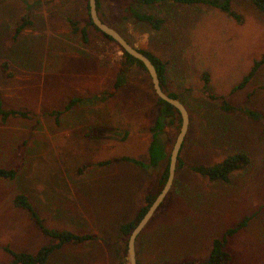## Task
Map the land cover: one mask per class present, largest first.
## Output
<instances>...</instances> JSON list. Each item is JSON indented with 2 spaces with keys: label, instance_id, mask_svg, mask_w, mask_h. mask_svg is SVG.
<instances>
[{
  "label": "rangeland",
  "instance_id": "obj_1",
  "mask_svg": "<svg viewBox=\"0 0 264 264\" xmlns=\"http://www.w3.org/2000/svg\"><path fill=\"white\" fill-rule=\"evenodd\" d=\"M131 2L100 0V15L139 50L167 64L166 89L190 114L172 193L137 241L140 264L201 262L214 238L250 215L249 226L228 245L231 264H264V121L242 111L224 113L221 100L211 99L225 97L232 106L264 117V67L245 89L233 92L264 56V15L248 0L234 4L241 23L204 5L134 3L140 12L163 20L154 31L127 16ZM87 3L0 0L4 106L33 116L0 121V168L18 172L16 180L0 182V246L36 253L49 243L26 212L13 208L15 195L24 193L50 227L95 237L56 252L48 264H130L121 226L134 220L146 197L156 192L166 163L149 168L120 159L149 164L150 128L160 106L149 74L129 65L115 42L91 27L88 43L74 33L73 23L80 28L88 23ZM25 17L32 26L16 38ZM122 73L124 85L114 90ZM77 98L83 102L69 112L50 115ZM178 125L177 118L167 117L162 138L170 155ZM239 152L251 162L229 183L210 182L189 168ZM11 262L0 249V264Z\"/></svg>",
  "mask_w": 264,
  "mask_h": 264
},
{
  "label": "trees",
  "instance_id": "obj_2",
  "mask_svg": "<svg viewBox=\"0 0 264 264\" xmlns=\"http://www.w3.org/2000/svg\"><path fill=\"white\" fill-rule=\"evenodd\" d=\"M248 1L257 12L264 15V0H248ZM87 2H88L87 11L89 16L88 23L83 28H80L77 23H73L74 33L80 34L84 43H88L89 42L88 29L91 27L94 28L98 33H100L104 38L115 42L113 39L103 34L93 24L90 17L89 0H87ZM235 2L236 0H132V2L126 8V13L128 14L127 16L133 18L136 22L145 24L154 31H159L161 29L163 25V20L157 18L153 14L140 12L138 9H136L134 3H138L144 6L175 4L178 6L188 7L193 5H204L211 8L219 9L222 12L226 13L229 17L236 20L238 23H241L243 22V18L236 11L234 7ZM97 8L100 15V0H97ZM30 26H32L30 19L28 17L22 18L20 24L16 28L15 37L18 38L23 33V31ZM125 39L130 44H132L131 41H129L126 37ZM140 51L143 52L146 56H148L151 59V61L154 63L158 75L160 77L161 86L163 90L170 97L180 99L176 94L170 93L166 89L167 77H168L167 64L160 57L156 56L155 54L149 51H145V50H140ZM122 52L124 53V56L129 65L140 66L148 73L143 63L133 58L132 56L128 55L123 50ZM262 67H264V56L262 57V59L256 60L254 62V65L250 70V72L247 75H245L243 79L240 81V83H238L233 88V92L235 93L237 91L245 89ZM123 73L120 74V77L116 81L114 85V90H119L124 85L125 77ZM203 81L205 83V90L207 94H210L211 91L208 89L210 85V77L208 73H204ZM157 98H158V104L160 106V115L157 117L154 125L150 128V131L152 133V141L149 146V164L145 165L140 160H137L132 157H123L122 159H120L122 161L136 164L140 167H149V168H158L166 163L165 169L163 170L159 178L156 192L150 193L146 197L145 205L139 211V213L137 214L134 220L125 223L121 226L120 229L121 234L127 240H129L134 229L137 227V225L143 219L149 208L155 202L156 198L165 187L169 177V166H170L171 155L168 152V147L166 142L162 138L166 129V119L169 116L171 117L174 116L179 121L178 128L182 125V118L178 110L175 109L172 105L167 104L158 96ZM211 99L221 100L220 108L224 113L236 114L239 111H242L247 116L251 117L254 120L264 121V117L262 116V114L248 108L238 109L237 107L232 106L225 97L217 98L216 96L211 95ZM81 102H83V99L77 98L73 100L69 105H67L64 111H54L50 113V115L53 116L57 115L58 117H61L65 112H69L70 110H72L74 106H77ZM31 115L32 112L26 109H6L4 106L3 94L0 91V121L3 124L8 123L12 119L31 120L33 119V116ZM171 121L174 122V120ZM181 162H182L181 156H179L177 170L179 167L182 166ZM250 162H251L250 157L246 153L239 152L230 155L225 159H223L221 162L215 163L213 165H205V164L190 165L189 168L191 169L192 172L196 173L197 175L201 176L202 178L210 182L229 183L232 175L238 171L246 169L250 165ZM104 165L105 164L103 163L99 164L100 167ZM17 177H18V172L16 170L0 168V182L14 181L16 180ZM172 190L170 194L172 193ZM168 197L166 198V200L168 199ZM166 200L164 201L160 209L163 207ZM12 206L16 210L26 212L30 220L38 227L41 233L49 239V243L43 246L42 248H40L36 253L17 251L13 249L10 245L0 246V249L3 252H5L7 255H9V257L11 258L12 262L10 264H48L51 257L56 252L63 250L65 247L67 246L80 247L95 240V237L89 233H77L74 231L50 227L47 224V219L38 212V209L36 208L30 196L24 193H19L15 195V197L12 200ZM253 218L254 215L244 217L241 221H239L232 227H229L221 237L214 238L211 242L209 253L203 261L198 263L194 261H189V262H185L184 264H231L233 262V256L228 250V245L235 236H237L240 232H242L249 226ZM126 245H127L126 247L128 248V241ZM138 264H140L139 260H138Z\"/></svg>",
  "mask_w": 264,
  "mask_h": 264
},
{
  "label": "water",
  "instance_id": "obj_3",
  "mask_svg": "<svg viewBox=\"0 0 264 264\" xmlns=\"http://www.w3.org/2000/svg\"><path fill=\"white\" fill-rule=\"evenodd\" d=\"M89 10L90 17L93 24L105 35L113 39L119 47L128 55L139 60L143 63L144 67L149 73V76L152 81V85L156 95L165 101L167 104L172 105L181 115L182 125L180 132L173 146L171 157H170V166H169V177L167 183L161 193L156 198L155 202L149 208L143 219L139 222L137 227L132 232L128 240V260L130 264H138L137 258V241L146 227L149 225L157 211L160 209L166 198L169 196L176 178V171L179 161L180 152L182 150L183 144L187 137L190 127V114L185 106V104L180 100L173 97H170L162 88L161 80L156 70L154 63L151 59L141 52L137 47L130 44L125 37L115 28L103 21L99 15L97 8V0H89Z\"/></svg>",
  "mask_w": 264,
  "mask_h": 264
}]
</instances>
